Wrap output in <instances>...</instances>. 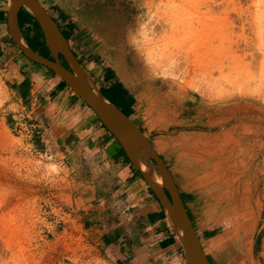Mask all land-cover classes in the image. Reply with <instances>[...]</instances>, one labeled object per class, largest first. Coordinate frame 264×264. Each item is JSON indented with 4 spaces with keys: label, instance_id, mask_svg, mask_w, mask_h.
I'll return each mask as SVG.
<instances>
[{
    "label": "rangeland",
    "instance_id": "374dc122",
    "mask_svg": "<svg viewBox=\"0 0 264 264\" xmlns=\"http://www.w3.org/2000/svg\"><path fill=\"white\" fill-rule=\"evenodd\" d=\"M41 2L74 22L76 31L67 44L96 87L122 82L132 97L130 118L172 170L186 166L177 156L179 146L164 148L174 128L168 124L173 108L179 110L169 97L176 87L197 91L208 101H228L234 117H250L254 129L264 124V85L259 84L264 78V0ZM23 27L29 36L44 39L32 22L24 21ZM1 69L0 264H117L100 236L136 226L123 218L131 212L123 203L125 192L104 188L95 199L82 200L81 183L86 178L101 183L105 161L101 155L84 156L64 167L42 127L41 133L18 131L17 119H32L26 116L27 107L9 94ZM106 96L118 102L115 90H107ZM254 132L249 142H229L253 163L249 173L213 174L207 184L195 187L190 173L172 174L199 233L204 234L201 227H212L210 239L221 236L207 246L203 235L213 264H251L247 252L264 221V140ZM206 180L199 178L200 184ZM188 188L193 197H186ZM257 259L264 264V230Z\"/></svg>",
    "mask_w": 264,
    "mask_h": 264
},
{
    "label": "crops",
    "instance_id": "0c3cea01",
    "mask_svg": "<svg viewBox=\"0 0 264 264\" xmlns=\"http://www.w3.org/2000/svg\"><path fill=\"white\" fill-rule=\"evenodd\" d=\"M38 1L50 15L52 11L44 6L42 0ZM7 6L8 0H0V66L3 82L9 94L15 101L22 103L23 107H27L26 116L32 119L31 122L43 128L44 135L52 143L55 154L61 158L64 167L76 164L84 156L96 158L101 155L105 161L106 178L102 179L101 183L94 178L84 179L78 192L79 197L91 201L98 197L96 191L104 188L125 192L123 203L131 212L125 214L123 218L128 223L139 225L137 230L132 226L126 233L120 232L119 238L126 240L122 250L114 244L107 245L105 236L108 231H102L100 238L105 249L115 254L117 264H185L178 236L170 226L162 206L139 172L126 161L117 140L102 126L84 101L67 86H63L60 79L46 67L35 66V63L27 59L12 41L7 28ZM50 16L61 31L64 25L58 24L53 15ZM68 20L72 21L68 18L65 21ZM65 30L68 34L65 39L68 40L76 31V26L74 32ZM72 53L77 58L75 52ZM99 87L104 93L107 90H115L118 101L127 98L132 100L121 81ZM169 97L179 106V110L177 107L173 108L176 112L168 124L174 128L171 130L170 139L166 136L164 148L170 146L172 151L179 146L177 156L186 161V166L182 165L181 169L172 170L167 157L160 156L156 146L152 144L171 175L174 171L181 174L190 173L192 175L188 177L191 180L190 184L195 187L207 184L210 179L200 184L199 178L209 172L229 174L251 171L252 164L247 160L248 156L238 153L239 151H235L233 147L230 148L229 142L236 139L249 142L253 140L250 137L253 131L260 133V141L263 142V123L255 124L254 129L250 117L240 118L241 120L234 117V110L231 109L233 106H229L228 101H208L192 89L176 87V91L169 92ZM249 104L251 107L252 104ZM246 106L247 103L244 110ZM166 153L169 154L168 151ZM170 156L172 157L173 153ZM248 162L249 164H246ZM192 193V189L188 188L185 192L186 197H193ZM181 198L199 236L202 249L208 257L203 240L205 236L206 245L212 244L210 238L215 235L214 228L201 227L204 236L200 234L199 227L194 224V219L190 215L187 202L183 196ZM198 221L196 220V223Z\"/></svg>",
    "mask_w": 264,
    "mask_h": 264
},
{
    "label": "water",
    "instance_id": "95a60500",
    "mask_svg": "<svg viewBox=\"0 0 264 264\" xmlns=\"http://www.w3.org/2000/svg\"><path fill=\"white\" fill-rule=\"evenodd\" d=\"M21 7L25 8L39 25L51 58L37 53L26 43L18 22V12ZM7 28L10 38L22 54L30 61L51 70L92 109L103 126L117 140L129 162L139 172L162 206L170 226L178 236L185 264H212L202 249L199 236L176 183L148 135L95 86L87 71L73 55L60 29L40 2L8 0ZM58 55L62 56L68 67L60 62ZM139 148L143 149L142 155L137 154ZM263 230L264 221L255 235L251 248L257 264H259L257 245Z\"/></svg>",
    "mask_w": 264,
    "mask_h": 264
},
{
    "label": "trees",
    "instance_id": "16d2710c",
    "mask_svg": "<svg viewBox=\"0 0 264 264\" xmlns=\"http://www.w3.org/2000/svg\"><path fill=\"white\" fill-rule=\"evenodd\" d=\"M51 10H52V13L50 12V15H53V14H56L57 17H59V19L63 22V25H64V28L61 29V32L63 34V36L65 38H67L68 34H66V30L65 29H68L70 30V32H74L75 31V24L73 23V21H65L67 19V17L65 15H63V13L55 6L52 5L51 7ZM22 18L24 21H29V22H32L33 26L36 27L37 29H39V25L37 24V22L35 21V19L33 18L32 15H30V13L23 7L20 8L19 12H18V19L19 18ZM38 36H33L32 37V43H33V47L36 48L37 46H39L40 44L38 43ZM49 70V69H48ZM52 74H54L51 70H49ZM60 83L63 85V86H66V84L60 80ZM101 93L110 101L112 102L115 106H117L118 108H120L127 116H129L131 113H130V105L132 104V100L130 98H127V99H120L117 103H115L114 101L110 100L106 95H107V92L104 93V91L99 88ZM99 120V119H98ZM103 126V124H102ZM104 127V126H103ZM105 128V127H104ZM140 129H142L140 127ZM107 130V129H106ZM143 131V129H142ZM113 137V135H111ZM121 149V147H120ZM121 152L124 154L123 150L121 149ZM124 158L126 159V161L133 167V165L129 162V160L127 159V157L125 156L124 154ZM134 168V167H133ZM182 197V196H181ZM189 215V214H188ZM136 224V230L139 229V225L138 223H135ZM120 231H121V228L118 227V228H115L113 230H110L107 232L106 236H105V243L107 245L109 244H114L116 247H118L119 249H123L125 247V243H126V240L123 238L120 239L119 238V235H120ZM208 258V257H207ZM209 260V258H208ZM210 261V260H209ZM211 262V261H210ZM212 263V262H211ZM213 264V263H212Z\"/></svg>",
    "mask_w": 264,
    "mask_h": 264
},
{
    "label": "flooded vegetation",
    "instance_id": "af4514ba",
    "mask_svg": "<svg viewBox=\"0 0 264 264\" xmlns=\"http://www.w3.org/2000/svg\"><path fill=\"white\" fill-rule=\"evenodd\" d=\"M18 22H19V26H20V30H21V32H22V35H23V37H24L26 43L28 44V46H30V47H31L34 51H36L37 53H39V54H41V55H43V56H46V57L51 58L50 51L48 50V47L46 46V44H45V42H44V39L41 40V39L38 38V41H39L40 45L37 46L36 48H34V47H33V43H32V37L29 36V35L24 31V27H23L24 21H23V19H22L21 17L18 19ZM42 38H43V37H42ZM42 41H43V42H42ZM41 42H42V43H41ZM58 57H59L60 62H61L64 66L68 67L67 64L65 63L64 59L62 58V56H61V55H58ZM152 162H153V161H152Z\"/></svg>",
    "mask_w": 264,
    "mask_h": 264
},
{
    "label": "bare ground",
    "instance_id": "6f19581e",
    "mask_svg": "<svg viewBox=\"0 0 264 264\" xmlns=\"http://www.w3.org/2000/svg\"><path fill=\"white\" fill-rule=\"evenodd\" d=\"M184 58V57H183ZM187 58V57H186ZM264 58V57H263ZM172 60V59H171ZM263 62H264V60H263ZM262 63V62H261ZM264 65V64H263ZM262 66V65H261ZM260 67V66H259ZM262 69V68H261ZM264 70V69H263ZM262 71V70H261ZM259 80V79H258ZM261 81V83H259V84H261L262 85V87H263V85H264V78L262 79V80H260ZM258 86V85H257ZM227 88V87H226ZM255 88V87H254ZM257 90V89H256ZM263 91V90H262ZM251 93H252V91H251ZM254 94V93H253ZM238 95V94H237ZM255 98V97H254ZM257 98V97H256ZM262 98V97H261ZM227 99V98H226ZM260 99V98H259ZM261 100V99H260ZM262 101V100H261ZM239 102V101H238ZM256 104V103H255ZM243 112V111H242ZM217 125V124H216ZM212 139V138H211ZM205 142V141H204ZM203 142V143H204ZM206 143V142H205ZM218 147V146H217ZM218 150V149H217ZM137 154H139V155H142L143 154V149L141 148H139L138 150H137ZM259 155V154H258ZM258 155H257V157H258ZM256 157V158H257ZM207 158V157H206ZM208 159V158H207ZM260 161V160H259ZM253 164V163H252ZM258 165V164H257ZM217 167V166H216ZM206 168V167H205ZM252 171V170H251ZM214 172V171H213ZM205 174V173H204ZM213 177V173L211 174L210 172L209 173H207V174H205V175H203V178H206L207 180L206 181H208L209 179H211ZM257 180V179H256ZM259 182V181H258ZM257 184V183H256ZM211 186V185H210ZM215 187V186H214ZM256 218V217H255ZM221 236H218V237H216V238H214V240H217V239H219ZM213 239L212 240H210V242L212 243V245L214 244L213 243V241H214ZM220 241V240H219ZM251 248V247H250ZM262 249V248H261ZM247 254H248V256H249V259H250V263L251 264H257V262H256V260L254 259V257L252 256V253H251V250H249L248 252H247Z\"/></svg>",
    "mask_w": 264,
    "mask_h": 264
},
{
    "label": "built area",
    "instance_id": "2783aa9c",
    "mask_svg": "<svg viewBox=\"0 0 264 264\" xmlns=\"http://www.w3.org/2000/svg\"><path fill=\"white\" fill-rule=\"evenodd\" d=\"M15 127H17L18 131H21V129H23L29 134H33L34 132L41 133V126L37 125V123L35 122H31L27 120L22 121L17 119V121L15 122Z\"/></svg>",
    "mask_w": 264,
    "mask_h": 264
}]
</instances>
